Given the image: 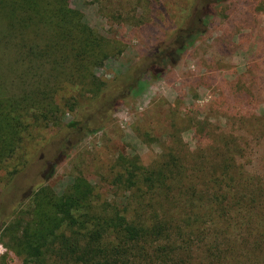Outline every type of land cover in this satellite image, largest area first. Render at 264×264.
Here are the masks:
<instances>
[{"label":"trees","instance_id":"1","mask_svg":"<svg viewBox=\"0 0 264 264\" xmlns=\"http://www.w3.org/2000/svg\"><path fill=\"white\" fill-rule=\"evenodd\" d=\"M69 2L0 0L1 21L9 32L1 38H19L8 50L23 54L25 62L14 76L19 91L7 94L0 85V172L32 131L57 128L58 138V155L47 171L41 172L43 155L17 162L11 171L30 204L7 222L0 214L7 251L22 264H192L196 253L206 264H238L237 245L227 238L231 223L253 237L250 249L260 250L264 183L249 182L236 147L190 169L171 148L155 166H144L136 155L118 157L115 178L129 193L121 209L98 207L94 186L82 175L60 195L46 188L67 151L68 136L77 139L69 145L73 148L105 124V113L126 95L119 98V88L125 84L128 93L138 92L145 83L134 78L142 72L139 65L109 85L96 78L94 69L116 55L117 45L92 29ZM194 33L177 38L173 50L154 49L149 56L155 64L148 72L161 76L159 66L176 62ZM66 114L73 117L63 122ZM195 136L203 141L202 128Z\"/></svg>","mask_w":264,"mask_h":264},{"label":"rangeland","instance_id":"2","mask_svg":"<svg viewBox=\"0 0 264 264\" xmlns=\"http://www.w3.org/2000/svg\"><path fill=\"white\" fill-rule=\"evenodd\" d=\"M69 5L117 45L116 55L94 69L96 78L109 85L139 65L142 72L134 78L145 83L138 92L128 93L125 84L119 88L118 97L126 95L105 113V124L73 148L69 145L77 139L68 136L67 151L46 182L47 189L60 195L82 175L94 186L98 207L121 209L129 193L115 178L117 158L136 155L144 166H155L170 148L190 169L236 147L237 162L249 182L264 183V0H70ZM1 18L2 13L0 85L11 94L20 89L14 76L25 62L23 54L8 50L19 38H1L9 35ZM187 31L195 32L192 45L176 62L159 66L161 76L151 75L155 61L149 54L157 48L173 50L175 40ZM72 117L66 114L61 119L67 122ZM201 128L203 141L198 142L195 131ZM56 131L41 128L24 136L0 172V214L7 215L6 222L15 213H26L30 204L23 198L26 190L12 180L13 167L43 155L41 172L47 171L58 155ZM227 238L237 245L238 264H264V246L250 249L253 237L234 223ZM4 242L0 237V258L6 255V264H22ZM195 255L192 264H206Z\"/></svg>","mask_w":264,"mask_h":264}]
</instances>
